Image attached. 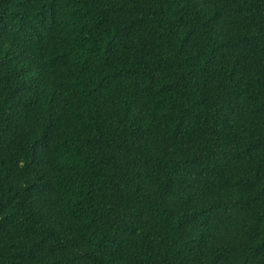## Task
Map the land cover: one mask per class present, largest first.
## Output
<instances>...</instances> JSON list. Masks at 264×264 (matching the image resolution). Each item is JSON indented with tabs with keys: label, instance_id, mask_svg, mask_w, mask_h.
<instances>
[{
	"label": "trees",
	"instance_id": "obj_1",
	"mask_svg": "<svg viewBox=\"0 0 264 264\" xmlns=\"http://www.w3.org/2000/svg\"><path fill=\"white\" fill-rule=\"evenodd\" d=\"M0 264H264V0H0Z\"/></svg>",
	"mask_w": 264,
	"mask_h": 264
}]
</instances>
